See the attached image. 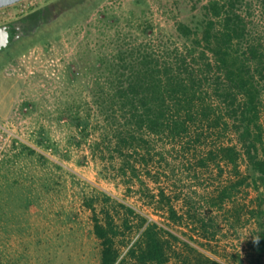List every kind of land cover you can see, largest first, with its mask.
Segmentation results:
<instances>
[{"label":"rangeland","instance_id":"obj_1","mask_svg":"<svg viewBox=\"0 0 264 264\" xmlns=\"http://www.w3.org/2000/svg\"><path fill=\"white\" fill-rule=\"evenodd\" d=\"M46 6L0 53V264H101L95 225L112 264H264V0H21L0 24Z\"/></svg>","mask_w":264,"mask_h":264},{"label":"trees","instance_id":"obj_2","mask_svg":"<svg viewBox=\"0 0 264 264\" xmlns=\"http://www.w3.org/2000/svg\"><path fill=\"white\" fill-rule=\"evenodd\" d=\"M219 8H220V6L218 4H216V3L211 5V11H212L211 14H213V16H215V17L216 16L217 17L220 16ZM232 14H233V16H235V13L232 12ZM232 19H236V18H232L230 16H227L225 18L224 31L221 34V36L217 38V43L216 44H217V48L218 49H214V53L217 56L216 61L219 64H221L226 69H228L229 66L234 67L235 64H237V63H236V59H234V58L228 60V58H227L228 54L224 50L221 49L220 44H221L222 41L223 42L231 41V39L233 37H236V38L242 37L243 36L242 32H244V28L242 26H240L239 24L238 25H234L233 27L230 26V23H231ZM211 26H212V22L209 21L207 26L205 27V29L203 31L206 38H208V36H209V31H210ZM177 30L180 33L184 34L186 37H188L189 31H190V27L188 25L179 24V25H177ZM145 62H147V61H145ZM229 73H232V71H229ZM239 80L241 82L240 85H242V86H240L241 91L242 92H246L245 91V86H244L246 82L243 79H240V78H239ZM130 86L132 87L134 85H130ZM248 95H249L250 104L252 105L253 102H254L253 101L254 95H252V93H248ZM124 97L125 96H122V98H121V100L123 99L122 104L124 103ZM241 116L248 123L251 122L252 113H251L250 110H248L247 113H243L242 112ZM152 118H154V117L152 116ZM149 121H148L147 125L149 126V128L151 130H154L156 127H158V125H156V124H158L157 120H155V119L150 120L149 119ZM138 122H140V125L144 123V121L141 120V119H139ZM175 128H176L175 131H178V127H175ZM242 134L245 135V136H249V130H248L247 125L245 126V129L243 130ZM249 146H251V145H249ZM252 146L254 147V144H252ZM223 151L230 152V150L227 147L223 148ZM254 154H256V149H255V153ZM254 156H256V155H254ZM226 157H229V156L226 155ZM229 158H231V157H229ZM231 160H233V159L231 158ZM254 166L259 171V173L262 176H264V156H263L262 159H260L257 162H255ZM95 232H96V234L99 237L102 238L101 264H112L114 259H115V255H112L111 246H110L108 240L106 239L107 229L102 228L99 225H95ZM146 233L148 234V232H146ZM149 239H148V241H146L145 248L141 251L140 259L142 260V259H147L148 258L151 261H156V260L159 259L160 256L163 255V253H164L163 252V247L164 246H162V244H159L157 241H153V240H149Z\"/></svg>","mask_w":264,"mask_h":264},{"label":"water","instance_id":"obj_3","mask_svg":"<svg viewBox=\"0 0 264 264\" xmlns=\"http://www.w3.org/2000/svg\"><path fill=\"white\" fill-rule=\"evenodd\" d=\"M21 0H0V8L9 6ZM49 7L30 11L16 19L0 24V53L8 50L17 41L35 33L41 26L51 21ZM55 17V16H54Z\"/></svg>","mask_w":264,"mask_h":264},{"label":"crops","instance_id":"obj_4","mask_svg":"<svg viewBox=\"0 0 264 264\" xmlns=\"http://www.w3.org/2000/svg\"><path fill=\"white\" fill-rule=\"evenodd\" d=\"M3 222H5V224H8V229H11L13 226L19 230L26 229L25 218H22L21 222H15L12 220V218H4ZM0 227L1 229H3V225H0ZM8 239H11L10 235L8 236ZM185 244L190 246L189 243H185Z\"/></svg>","mask_w":264,"mask_h":264}]
</instances>
